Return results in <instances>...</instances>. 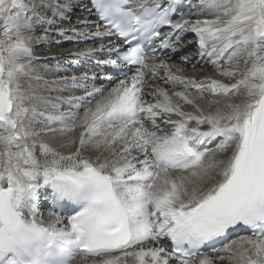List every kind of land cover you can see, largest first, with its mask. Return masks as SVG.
Listing matches in <instances>:
<instances>
[{
  "label": "snow or ice",
  "instance_id": "snow-or-ice-1",
  "mask_svg": "<svg viewBox=\"0 0 264 264\" xmlns=\"http://www.w3.org/2000/svg\"><path fill=\"white\" fill-rule=\"evenodd\" d=\"M182 4L82 0L85 32L73 0H0V264H264V0ZM53 30L103 71L48 112L25 81ZM186 33L224 79L179 74Z\"/></svg>",
  "mask_w": 264,
  "mask_h": 264
},
{
  "label": "bare ground",
  "instance_id": "bare-ground-1",
  "mask_svg": "<svg viewBox=\"0 0 264 264\" xmlns=\"http://www.w3.org/2000/svg\"><path fill=\"white\" fill-rule=\"evenodd\" d=\"M81 2L82 0H73V7L75 10L71 13L72 14L71 16H78L79 19L73 20L71 19L70 16H68L67 20L65 21L68 23H66V25L63 24L62 25L63 28L70 29L71 27H76L77 29H81L85 32L89 31V29L84 27V22L88 20L89 13L87 9L78 6L79 4H81ZM83 2L86 3L87 0H83ZM190 18L195 20V19H205L211 17L205 14V15H192ZM53 34H55L54 30H53ZM67 35L71 36V39H66L64 36L58 35V37L60 38L57 39L56 42L57 41L60 42L58 45L62 47H59L57 51L52 52L53 54L50 53L48 54L49 56L43 57V59L46 60H53L56 61V63H62L64 66H66V68L61 65H60L61 67L43 66L44 67L43 71L41 70V72H39L38 70H35L34 72L38 73V75L33 74L34 77L39 76L41 79L37 80L33 78L30 81L28 80L25 81V88H28V85L31 84V88H29V91H34L37 96L46 97L50 95L59 101L58 104H52L48 101L47 102L36 101L35 103L38 104V107L41 111L52 112L51 110L54 109V106L62 110L61 107L63 103H67L68 96H83V92L78 88L74 87L70 79L68 81H64L61 79V77H69V78H71L72 76L80 77L82 73L85 71L89 72V75L95 73L94 70L90 71L89 69H92L90 63L96 61V59L91 56H77L76 53L85 52L89 48H94V47L98 48L100 47V44L98 42L93 41L90 38L74 35L71 31H68ZM0 38H3L2 34H0ZM52 41H54V38L51 35L46 40L35 42L32 45V47L34 48V46L36 45H38L39 47H43V43L44 44L53 43ZM68 41H72L75 44L71 46H67L68 44L65 45L64 43ZM193 42L194 41H192V43ZM192 43H187L186 45L181 47L179 49L180 53L176 55H172L170 59V62L174 64L176 68L183 69V72L179 74L188 77L195 76L197 79H203L208 76H213L218 79H224L223 77L216 76L217 69L212 67L206 60H200V58L193 51L191 53H188L189 55L188 54L185 55L189 57L191 60V62L188 65L189 67H186L185 63L179 60L178 56H180V54H186V52H188V50L191 48ZM36 56L40 58V55H36ZM51 75L54 76V78L51 80L47 79ZM225 82H229V81L225 80ZM51 93H53L54 95H52ZM205 107H207L206 104ZM185 108L186 110H190V106H185ZM41 118L43 119V117H39V116L36 118L37 120L36 123L39 126H37L38 129L35 126L34 127L35 129H37V131H39L43 127V124L41 123L42 121ZM41 138L49 141H51L52 139L51 137L48 136H42ZM58 139L59 138H57L56 141L57 143H58ZM45 207L46 205L41 210L45 213V216H47L48 211L45 210ZM224 264H227V261H225Z\"/></svg>",
  "mask_w": 264,
  "mask_h": 264
},
{
  "label": "rangeland",
  "instance_id": "rangeland-1",
  "mask_svg": "<svg viewBox=\"0 0 264 264\" xmlns=\"http://www.w3.org/2000/svg\"><path fill=\"white\" fill-rule=\"evenodd\" d=\"M32 2V0H24V3H26V4H29V3H31ZM54 2H55V0H54ZM199 3V0H195V4H198ZM194 12L196 11V9L195 10H193ZM72 15V14H71ZM70 15V17H71V19H79V17L78 16H71ZM80 16V15H79ZM57 23H59V21H57ZM66 23H68V22H64L63 24H65L66 25ZM0 34H2V33H0ZM69 34H70V32H69ZM52 37L54 38V41H52L53 43H48V44H44L43 43V47H39L38 45H36V46H34V48H33V52L36 54V55H40V58H38L36 61H34V71L35 70H38L39 72H41V70L43 71V69H44V67L45 66H47V67H53V66H59V67H61V66H64L62 63H56V61H53V60H46V59H43V57L44 56H49L48 54H50V53H52V52H55V51H57L58 50V48L59 47H62V46H59L58 44L60 43V42H56V40L57 39H59L60 37H58V35H56V34H53L52 35ZM190 39H193L192 37H190ZM192 41V40H191ZM194 43V42H193ZM65 45L66 44H68L67 46H71V45H73V44H75L74 42H72V41H68V42H66V43H64ZM42 46V45H41ZM194 48V47H193ZM192 50V49H191ZM189 51V50H188ZM192 51H190V52H186V53H191ZM53 54V53H52ZM43 55V56H42ZM61 65V66H60ZM44 66V67H43ZM65 68H66V66H64ZM68 67V66H67ZM68 69V68H67ZM90 71L91 70H93V69H89ZM37 71V72H38ZM34 75H38V73H36V72H34L33 73ZM54 78V76H49L47 79H49V80H51V79H53ZM54 84V83H53ZM54 93V92H53ZM53 93H51L52 95H54ZM56 93V92H55ZM46 98H47V101L48 102H50V103H52V104H58V100L56 99V98H54L53 96H50V95H48V96H46ZM74 104H79L80 102L78 101H74L73 102ZM62 110H65V109H68L69 108V105H68V103H63V105H62ZM54 110V109H53ZM53 110H51V111H53ZM41 120L43 121V119L41 118ZM36 128H37V126H39V125H37V123H35V125H34ZM38 129V128H37ZM36 129V130H37Z\"/></svg>",
  "mask_w": 264,
  "mask_h": 264
}]
</instances>
